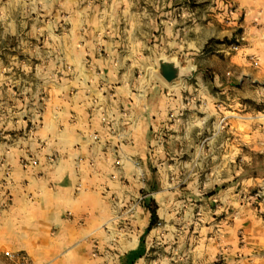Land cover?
Wrapping results in <instances>:
<instances>
[{
    "label": "rangeland",
    "instance_id": "obj_1",
    "mask_svg": "<svg viewBox=\"0 0 264 264\" xmlns=\"http://www.w3.org/2000/svg\"><path fill=\"white\" fill-rule=\"evenodd\" d=\"M72 8L81 13L76 33H85L80 19L94 18V34L108 41L106 30L138 14L146 33L136 55L128 37H113L117 72L73 74L96 85L90 116L117 137L92 139L116 152L107 189L113 215L89 264H241L250 257L248 233L264 239V0H0V65L11 55L16 69L38 65L36 53L53 50L38 34H58L50 20ZM106 45L95 59L109 60ZM64 50L71 64L75 50ZM14 76L31 94L51 78ZM120 81L127 92L116 90ZM117 98L126 102L114 107ZM133 109L158 121L145 137H119Z\"/></svg>",
    "mask_w": 264,
    "mask_h": 264
},
{
    "label": "crops",
    "instance_id": "obj_2",
    "mask_svg": "<svg viewBox=\"0 0 264 264\" xmlns=\"http://www.w3.org/2000/svg\"><path fill=\"white\" fill-rule=\"evenodd\" d=\"M72 9L65 18L62 10L54 13L49 23L58 31L54 37L48 32L38 34L44 47L53 48L50 52L36 53L38 65L16 69L14 55L10 56V65H0V264H89L97 238L104 237L113 215L107 189L111 185L109 156L116 151L113 145L96 146L92 139L96 133L100 137L106 135L107 141L117 137L99 124L96 113L90 116L89 92L96 85L92 81H78L73 74L94 73L99 69L117 72L122 67L112 61L119 56L111 48L117 43L113 37H128L134 43L136 55L146 33L141 14L134 23L125 19L122 30H106L108 41L94 34L91 28L94 18L80 19L85 33H76L75 21L81 13ZM49 25L45 26L47 30ZM100 42L107 43L109 60L95 59ZM66 48L75 50L71 64ZM19 71L51 78L49 82L36 84L38 92L31 94L29 83L15 82L14 75ZM58 75L71 77L64 76L59 81ZM112 80L117 82L115 78ZM120 82L116 90L127 92L128 83ZM20 87L22 97L16 98L15 91ZM120 102L126 101L117 98L114 107ZM133 110L121 119L119 137H145L150 123L155 126L158 121L152 116L148 123L147 118ZM34 122L38 126L31 129ZM247 240L250 257L241 264H264V256H255L256 252L264 251V239L250 232ZM212 262L206 259L205 264Z\"/></svg>",
    "mask_w": 264,
    "mask_h": 264
},
{
    "label": "trees",
    "instance_id": "obj_3",
    "mask_svg": "<svg viewBox=\"0 0 264 264\" xmlns=\"http://www.w3.org/2000/svg\"><path fill=\"white\" fill-rule=\"evenodd\" d=\"M157 220V213L155 210H152V215H151V223H150V226L149 228L147 229V231L151 230L152 227L155 225V222ZM141 245L143 246L144 245V240L142 239L141 241Z\"/></svg>",
    "mask_w": 264,
    "mask_h": 264
},
{
    "label": "water",
    "instance_id": "obj_4",
    "mask_svg": "<svg viewBox=\"0 0 264 264\" xmlns=\"http://www.w3.org/2000/svg\"><path fill=\"white\" fill-rule=\"evenodd\" d=\"M167 77H168L169 80H171L172 79V73L170 72Z\"/></svg>",
    "mask_w": 264,
    "mask_h": 264
},
{
    "label": "built area",
    "instance_id": "obj_5",
    "mask_svg": "<svg viewBox=\"0 0 264 264\" xmlns=\"http://www.w3.org/2000/svg\"><path fill=\"white\" fill-rule=\"evenodd\" d=\"M94 138H95V140H97V139H98V137H97V136H95Z\"/></svg>",
    "mask_w": 264,
    "mask_h": 264
}]
</instances>
